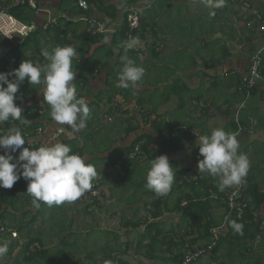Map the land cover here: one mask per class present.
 Segmentation results:
<instances>
[{"label": "crops", "instance_id": "crops-1", "mask_svg": "<svg viewBox=\"0 0 264 264\" xmlns=\"http://www.w3.org/2000/svg\"><path fill=\"white\" fill-rule=\"evenodd\" d=\"M2 1L4 4L7 3V0ZM37 1L40 3V12L35 13L31 9L28 11L31 26L36 28L35 32L39 37L26 52L27 60L32 61L34 65L44 64L47 61L41 55L42 49L51 50L56 46H72L77 50V55L73 58V66L76 70L74 84L79 77L78 67L86 62L89 63L90 60L92 74L88 77V85H81L76 88V91L77 98L83 97L89 109L90 106L92 107L90 113L94 116L91 122L96 130L93 132L94 136L87 127L79 131L71 127V131H68L66 124H57L49 115L39 127L44 129V134L38 136L39 141L46 142L57 129L63 128L65 134L62 141L71 142L76 138L79 148L84 149L85 162L95 166L97 175L92 184L100 194L93 201L97 203V206L93 213L88 214L83 211L80 212L83 216H80L84 217L85 223L92 221L89 220L90 218L97 217L103 225L105 222L111 227L118 226L116 231L102 229L112 237L105 239L101 250L128 245L124 253L119 255L126 264H176L175 257L180 252L182 256L184 248H181L182 239H194L197 235L188 236L190 220L184 217L178 207L179 200L182 201V205L187 201L182 197L181 187L178 185L181 181L192 183L196 180L195 174L199 173L197 164L193 160L197 148L196 139L184 137L185 141L180 150L165 154L176 171V181L166 196L158 197L145 187L150 163L145 162L143 158L128 179L140 183L133 190H129V194L126 195L128 197L120 198L122 188L126 187H123L124 183L119 180L120 174L116 171L118 167L116 169L110 167L113 171L110 170L106 158L114 150L121 148L120 143L124 141L123 138H127L123 142L125 145L136 138V133L139 135L140 129H151V123L156 119L175 126L176 130L187 128L201 135H210L215 128L235 133L237 130H233L234 119L236 112L241 109L240 121L243 125L245 124V130L237 136L240 145L238 151L246 154L249 159L247 173L249 186L254 184L258 187L259 193H264V163L259 161L264 154L262 149L264 145V81L258 84L254 95L247 99L244 93L238 91L240 77L247 71L249 61L264 47V33L257 28L249 27V21L241 16V3L248 2L254 9L264 14V0H226L222 8L206 7L202 0H92L87 15L83 13L75 15L80 13L75 0ZM10 4L5 8L13 7L14 0ZM210 11H214L215 15H210ZM129 14H136L144 20L138 32L129 34L128 39V42L138 39V43L129 50L127 56L137 66L144 67L148 76L143 83H138L143 89L138 92H135L137 85L132 87L134 91L131 88L123 89L116 86L118 73L124 65L122 57L125 55L121 53L119 47L122 35L119 33ZM64 15H67L70 20H63ZM50 18L56 19L58 25L45 29ZM83 19L93 23L92 27L103 29L95 36L96 42L91 46H84L86 43L82 38L92 27L88 28L86 24L74 27ZM13 45V42L0 40V56L7 54ZM92 86L100 88H92ZM44 90L43 84L30 85L26 79L16 94L17 97L22 98V102L20 99L15 102L22 110L37 103L43 109L42 115H45L49 112V105L43 99ZM158 92L160 95L157 94ZM188 93L193 94L190 99L186 96ZM98 94L101 95L99 98ZM181 98L186 100V104L182 103ZM110 100L112 102H109ZM159 100L164 104L160 105ZM174 100L179 101V106L173 111L174 114H170V110L166 111L167 105ZM191 100H196L198 105L191 106L189 103ZM123 101L130 103L128 104L130 110L125 108ZM188 106L189 108L186 109ZM113 107H117V110L110 112L109 110ZM146 109L150 112L146 113ZM108 116H114L115 119L108 122ZM145 122L147 124L143 128ZM132 123L138 128L131 134L134 135L131 136L132 138L126 137L125 128ZM13 127H15L14 123L10 128ZM37 129L26 130L24 137L29 134V138L38 139ZM151 132L154 137L153 147L160 149L157 134ZM81 133L87 136L88 141L80 137ZM0 154H3L2 149ZM105 168L107 170H104ZM184 169H190V172L180 177L179 171ZM88 200H91L90 196L84 194L74 202L58 205V211L52 218L51 225L46 228L37 223V233L31 235L43 240L47 229L49 231L51 228L54 232L58 226L59 239L71 238L76 234L72 227L73 215L77 213L76 208L83 207L84 210ZM158 200L163 203H157ZM118 202L121 206L119 209L116 206ZM134 206L136 210L141 208L136 212ZM33 208L37 212L45 210L35 206ZM6 209L9 210V208ZM112 209L115 213L111 211ZM225 215V206L215 205L211 220L219 225L223 222ZM258 215L264 216V206L261 207ZM42 219L44 216L40 217L38 222L41 223ZM135 223H139V226L137 227L138 224L135 225ZM199 225H203L202 221ZM148 226L149 236L146 237L145 231ZM152 234L156 236V239L151 242ZM120 239L125 241L122 243ZM258 240L260 238L253 245L255 253H257ZM43 242L44 248H50L44 240ZM203 243L199 241L197 244ZM38 245L40 246L39 243ZM102 251L104 256V250ZM222 254H225V250H222L219 255L221 260ZM103 256L102 263H104ZM205 258L209 256L204 257L197 264H209L210 261L206 262ZM239 260L243 261V258H237L235 264ZM86 262L98 264V261L88 256Z\"/></svg>", "mask_w": 264, "mask_h": 264}, {"label": "clouds", "instance_id": "clouds-1", "mask_svg": "<svg viewBox=\"0 0 264 264\" xmlns=\"http://www.w3.org/2000/svg\"><path fill=\"white\" fill-rule=\"evenodd\" d=\"M202 2L206 7L222 8L226 0ZM209 14L215 15V12L210 11ZM137 43L138 39H133L122 45L125 55L122 57L123 68L118 73V88L129 89L136 86L145 74L144 67L137 66L126 54ZM41 55L47 61L44 64L34 65L30 60H23L11 72L0 73V123L10 118L21 124L31 123L22 117V108L15 102L18 99L22 102V98L16 94L27 79L30 85L45 86L43 99L50 106L53 121L59 125H69L77 131L85 128L90 109L83 97L77 98L73 83L76 75L73 58L77 55V50L72 46H56L51 50L42 49ZM198 140L199 155L203 157L198 160L199 173L218 177L221 191L243 185L249 171V159L246 154L238 151L240 145L237 133L215 128L210 135H202ZM25 142L24 135L17 127L0 133V149L3 150V154H0V188L11 189L23 178L27 182L26 193L32 197V204L36 208L41 206V202L49 207L74 202L92 189V181L97 175L95 166L86 163L78 154H70L71 148L68 145L57 142L30 150L22 147ZM18 150L19 155L16 157L13 153ZM174 169L166 155L151 159L145 187L158 197L166 196L176 181ZM232 195L235 196L236 192ZM229 223L242 234L243 224L236 221ZM2 228L6 229L5 226ZM12 231L15 230L10 229L5 233L12 235ZM14 239H19V234ZM8 251L9 242L0 243V257L5 256ZM105 264L113 262L108 260Z\"/></svg>", "mask_w": 264, "mask_h": 264}, {"label": "trees", "instance_id": "trees-1", "mask_svg": "<svg viewBox=\"0 0 264 264\" xmlns=\"http://www.w3.org/2000/svg\"><path fill=\"white\" fill-rule=\"evenodd\" d=\"M12 1L13 0H7V3L4 4L3 1L0 0V10L15 17L21 22L30 25L31 18L30 12L28 11L30 10L28 5L26 3H22L14 5L13 7L11 6L9 8H5V6H10V3H12ZM75 1L77 2V0ZM78 9L80 10L78 11L80 13H75V15H80L81 13L87 15L86 13L89 12V10L83 11L80 8ZM260 15L262 18L264 17V14L262 13H260ZM143 21L144 20L142 19V17H140L139 29L143 26ZM84 24H86L88 28L92 27V23L85 21L84 19L83 21H80V23H76L74 27H79V25L84 26ZM254 28H257V26H254ZM139 29H131L126 17L125 23L122 29H120L121 32L119 33L122 34L120 37L121 43L119 44L121 53H125L122 45L125 42H128L129 34H136L138 32L137 30ZM95 36L96 35L91 34L90 30L86 31L84 38H82L83 41L86 43V45L84 46H91V44L95 43ZM38 37L39 36L37 32H32L30 33V35L24 37V42L22 44L13 43V48L4 56H0V66L3 69L7 70L12 59L15 58V69L18 68L19 64L23 60H27L26 52L29 50L31 44L38 39ZM19 38L20 37H16V39ZM0 40L6 39L0 34ZM128 53L129 50L126 54ZM89 63L86 62L83 66L78 67L79 77L75 81L76 88L81 85H88V77L92 74V69L90 70ZM262 71L264 72V68ZM240 79L241 82L239 84L238 91L242 92V76L240 77ZM256 91L257 88L252 91L251 95H254ZM100 96V94L97 95L98 98ZM181 101L182 103L186 104V100L184 98H181ZM109 102L112 101L110 100ZM91 108L92 107L90 106V109ZM114 109L117 110V107H113L109 111L112 112L114 111ZM205 110L207 111V109ZM48 111L49 112L47 114L45 113V115H41L40 112H43V109L36 103L29 106L28 108L23 109L21 113L23 118H26L31 122L30 124H21L20 121L12 120L10 118L8 121L0 123V125H5L8 130L12 126V123H14L15 127L19 128L22 134L24 135L26 130H36L37 128L42 126L44 120L50 115V106L48 107ZM93 116L94 115H91L90 113L89 117L91 118H88L89 120L88 122H86V127L90 132H92V134L93 132H96L95 127L91 122ZM147 118H149V115H147ZM145 123L147 124V122ZM241 125L245 127V124L243 125L242 122ZM65 127L68 128V131H71V126L66 125ZM161 127H163V129H161ZM234 127L235 128L233 130L236 131L237 125L235 124V122ZM137 128L138 127L136 125H133V123L129 124L125 128V135L131 136V134L135 132ZM151 131L157 134V139H159L160 141V149H156L155 147H153L154 137ZM96 134L97 133H95V135ZM80 137H84L86 138V141H88L87 136L85 137L82 133L80 134ZM184 137H187V139L192 137L190 135L189 129L180 128L176 130L175 126H170L168 124H165L164 121L156 119L152 121L151 129L144 130L135 139H132L125 146V148L114 150L112 154H110L109 157L106 158V162L109 164L110 167L114 169L118 167L120 174L119 180L124 183L125 181L130 179V174L138 167V163L141 159L144 158L145 162L150 163L151 159H155L160 155H165L167 153L172 152L174 153L177 150H180L183 147V143L185 141ZM75 140L76 138L71 142L62 141L61 143L66 144L71 148L70 154H78L83 158L84 149L83 147L79 148ZM133 154H135V156L131 159L130 156ZM13 155L18 157L19 150L17 151V153H13ZM200 159H203V157H201L199 155V151L196 150L193 155V160L196 164H198V160ZM179 172V176L181 177L184 174H188L190 172V169H184L183 171L181 170ZM195 175L196 180H194L192 183H184L183 181H181L178 185V187H181L180 191L182 193V197L187 200L186 205H182V201L179 200L178 207L183 212L184 217L190 220L191 226L190 230L188 229L190 232L188 236L190 234H197L195 235L196 237H194V239H182L181 248H183L186 244L196 245L199 241L204 243H210L212 239L211 231L218 226L211 220L213 207L215 205L223 207L225 206L226 214L228 210L226 204L227 189L223 191L219 190V178L210 176L207 173H196ZM246 178L248 180L247 176ZM92 188H94V186ZM257 189L258 187L253 184L252 186L250 185L248 187V190L244 192V198L247 199V203L243 211L242 219H237V211H235L233 214H231V216H229L228 220L226 221L227 232L225 233V235H222L220 237L216 246L211 252L208 253L210 261L209 264H235L236 259L239 257L243 259H249L255 253L253 245L256 240L260 237L264 240V227H262V224L264 222V216L258 215L259 211L261 210V207L264 206V193H259ZM26 190L27 182L23 178L17 181V183H15L11 189L2 188V190H0V229L4 226L7 230L13 228L6 225L7 222H10L15 224V227L18 232H26L24 242L20 245V251L15 256L13 264H21L20 262L22 261L27 264H66V261H69L66 256V249L72 246V244L70 243V237H65L64 239H62V247L56 249L55 251H52V249L50 248H44V242L42 239H37L36 237L31 235L30 231L37 221V217L35 215L32 216V218L27 223H25L23 218L29 215V211L27 210L23 212L21 218L17 219L16 214L19 211H24L26 203L32 202V197L26 193ZM86 194L89 195L87 192ZM157 203L161 204L163 202L158 200ZM46 206L47 204L41 202V206L38 209L43 210ZM96 206L97 203H90V201L88 200V204L84 207V212L91 214L94 212ZM6 208H9V210L7 211ZM38 213L42 212L38 211ZM200 221H202L203 223L202 226L199 225ZM230 221H236L237 223L243 224L242 234L237 232L230 225ZM128 223L132 224V222L129 221ZM135 225H137L138 227L139 223H135ZM145 236H149V226L145 231ZM6 238H10L9 232L5 233L4 235L0 234V243L7 241L8 239ZM155 239L156 236L153 235V239H151V242ZM38 243L40 244V249H35L34 246ZM15 246H17V243H15L14 246L9 244V251L5 255V257H7V262L11 261L12 252ZM127 248L128 245H122L119 246V248L114 247L111 250H107L106 248L102 249L104 250V264L105 261L108 260H111L114 264L115 257L119 256L121 253H124V250H126ZM222 250H225V254H222L221 260L219 255H221ZM235 252L238 253L236 254ZM88 257L91 258L92 256L89 255ZM181 257L182 256L180 252L178 256L175 257L176 264H181ZM259 257V260H255L256 264H263V260L261 259H264V257L262 255H259ZM118 261V264H126L125 261H122L120 259Z\"/></svg>", "mask_w": 264, "mask_h": 264}, {"label": "built area", "instance_id": "built-area-1", "mask_svg": "<svg viewBox=\"0 0 264 264\" xmlns=\"http://www.w3.org/2000/svg\"><path fill=\"white\" fill-rule=\"evenodd\" d=\"M92 0H77V6L83 10L88 11L90 9V3ZM26 3L28 7L34 11L35 13L40 12V3L37 0H14V4H22ZM241 6V16L243 17L244 13L247 14L244 16L246 19L249 20V27L253 28L257 26V29L264 33V17L262 18L259 11L255 10L248 2H242ZM63 20L69 21L70 18L67 15H64ZM128 23L131 29H138L140 26V17L136 14H129L127 17ZM93 24V23H92ZM58 21L56 19H48V24L44 27L45 29L49 27H57ZM103 31V29H99L98 27H92L90 29L91 34L97 35L99 32ZM28 27L25 23L21 22L20 20L16 19L13 16L5 13L4 11H0V34L9 42L22 44L24 42V37L27 36ZM16 37H20L16 39ZM264 47L258 53H256L251 60L249 61V66L247 71L242 74V92L244 93L246 99L251 96L252 91L257 88L258 84L264 81ZM16 59H12L9 67L7 70L3 69L0 66V73H9L15 69ZM11 79V78H10ZM6 87V85H5ZM241 90V89H240ZM240 110L236 112L234 122L237 125V136L244 132L245 128L241 125L240 121ZM42 115L43 112H40ZM111 121V119H109ZM7 131L5 125H0V133ZM37 137L44 134V129L39 128L36 131ZM65 134V130L63 128H59L56 132L48 138L46 142L41 143L38 139H34L32 137L29 138V134L26 135L25 139L26 142L22 147H28L30 150L31 148L37 149L40 146H47V144H54V143H61L62 137ZM190 135L194 137L197 141V150L199 151V140L198 137L202 136L201 134L190 130ZM135 154L131 155L130 158H134ZM249 183L247 178H245V182L243 185L236 187L233 186L231 188H227L226 193V204L228 207L227 214L225 215L224 221L219 224L216 228H214L212 233V239L210 243H203V244H196L190 245L186 244L183 248V254L181 258V264H197L201 259L206 257L209 252L213 250V248L218 243L220 237L225 235L227 232V225L226 221L228 220L229 216L237 211V219L241 220L244 208L246 207L247 199L244 198V192L248 190ZM233 192H236V195L233 196ZM91 198L90 203H93L94 199L97 198L100 194L96 189H91L87 192ZM86 194V193H85ZM187 203H184L186 205ZM7 230L4 228L0 229V233H5ZM12 236L14 238H18V234L15 231H12ZM35 249H39L40 246L35 244ZM120 257H115L114 264H118Z\"/></svg>", "mask_w": 264, "mask_h": 264}, {"label": "rangeland", "instance_id": "rangeland-1", "mask_svg": "<svg viewBox=\"0 0 264 264\" xmlns=\"http://www.w3.org/2000/svg\"><path fill=\"white\" fill-rule=\"evenodd\" d=\"M241 8H242V10H244L243 9V6H241ZM255 10H257V9H255ZM246 14H247V12L244 13L243 17ZM31 25L32 24H30V25L29 24H26V26L28 27L27 35H30V33L35 32V30H36V28L34 26H31ZM74 67L75 66H73V69H74ZM143 77L144 78H142V80L139 83H143L144 80L148 79V76L146 74V71H145V74H144ZM140 86L141 85L137 84L136 89H135V92L136 91L138 92V91L143 90ZM93 87L96 88L97 86H92V88ZM97 88H100V87L98 86ZM131 89H132V91H134L132 87H131ZM96 90L97 89H95V91ZM157 94L160 95V92H158ZM146 95L147 94H145V96ZM158 95H157V97H158ZM186 96H187L188 99H190L193 96V94L192 93H188ZM193 102H195V103H193ZM196 102H197L196 100L189 101V103H191L190 104L191 106L198 105V103H196ZM158 103L160 105L164 104L161 100H159ZM189 103H188V105H189ZM199 103L203 104V102H199ZM122 104H125V108H128V104H130V103L127 104L126 102L123 101ZM178 106H179V101H177V100L170 101V103L167 105L166 111H169L170 110L169 113L170 114H172V113L174 114L175 112H173V111H175V108H177ZM199 106H201V105H199ZM153 107L154 106H152V108ZM188 108H189V106L186 109H188ZM128 109L130 110V107ZM149 109H146V113L147 112H150ZM139 114H142V113L139 112ZM114 116H108L107 117V121L108 122H112L115 119ZM104 118L106 119V117H104ZM127 118H129V117H127ZM127 118H124V119H127ZM109 119H111V121ZM142 120H143V118H142ZM142 120H141V122H142ZM144 126H146V123H143V128H144ZM140 128H141V126H140ZM140 130H141V132L139 134H141L144 131L142 129H140ZM83 133H84V131H83ZM135 135L138 136V133H136ZM131 136H134V135H131ZM131 136H129V137H131ZM123 140L125 141V140H127V138H123ZM130 141H128L126 144H128ZM123 142L120 143L121 148H125V146H126V144L124 145ZM262 149H264V145H262ZM253 161H256V159H253ZM259 161L262 162V163H264V154L259 159ZM109 169L112 170L110 168V166H109ZM104 170H107V168H105ZM116 171L119 172V169L117 168ZM139 183H140L139 181H133L132 179L131 180H127L126 182H124L123 187H126V188L125 189L122 188V191L120 192L119 197L120 198H126V197H128L126 195L129 194V190L130 189L133 190V188L135 186H137ZM128 202L130 203V201H128ZM131 203H133V201ZM33 206L34 205L32 204V202L31 203H26L25 204V207H24V211H19L16 214V217H17V219L21 218L22 215H23V212H25V211L28 210L29 211V215L28 216H25L23 218L24 219V222L27 223L32 218V216L35 215L37 217V221L33 225V227H32V229H31L30 232H31V234L36 235V233H37L36 232L37 223H38V225L40 224V225H43L44 227L47 228L49 225H51V220L54 217L55 213L58 211V208H57V205H53L51 207H49L47 205V207L45 208V210L42 211V213L39 214L37 212V210L35 208H33ZM116 206L118 207V209L121 208L119 202L116 204ZM133 208H135V206ZM140 208L141 207L137 208V210L135 208L136 212ZM83 211H84L83 210V207H80L79 209L76 208V212L77 213H74L73 218H72L73 221H74L72 227H73L74 233H76V234H74L73 236H71L72 239H70V243L72 244V246H70V247H68L66 249V253H67L66 256L69 259V261H66V264H87L88 261L86 262V258L89 255H91L94 260L98 261V264H104V263L101 262V259H102V256H103V251L101 250V246L105 242V239L111 238L112 235L107 234V232H104L102 229H109V230H115L116 231L117 228H118V226L111 227V226H108L107 223H105V222H104V225H103V224H101V220H98L97 217H92V218L89 219V220H92V221H89L88 223H85L84 217H82L83 215H82V213H80V212H83ZM111 211L114 212V209H112ZM44 214H46V215H44ZM105 214H106V212H105ZM80 215H82V216H80ZM136 215H137V213H136ZM43 216H44V219H42V222L41 223L38 222L39 219H40V217H43ZM6 225L7 226H10V227H13L11 229H14L15 231H17L14 223L8 222ZM95 227H98V228L95 229ZM58 228L59 227L57 226L56 229L54 230L55 234H54V232H53V230L51 228H50L49 231L47 229L46 230V233H45V239H43L45 241V243L47 245H49V247H50V249H52V251H55L56 249H59V248L62 247V245H61L62 239H59L58 238V236L60 235V233L57 232L58 231ZM18 234H19V239H14L12 237L11 233H10V238H6V239H8L7 241L9 242V244H11L12 246H14L15 243H17V246H15V248H14V250L12 252L11 261L10 262H7V257L3 256V257H0V264H13L14 263L15 256L20 251V245H21V243L24 242L26 232H24V233L23 232L22 233L18 232ZM120 241L123 243L125 241V239H120ZM257 243H258L256 245V249H257L256 252L257 253H254L255 255L254 256H251L249 259H243V261L242 260H239V262H237V264H255V260L256 259L259 260V258H260V257H257L258 255H261L262 254V256L264 257V240L260 237V240H258ZM207 256H209V255H207ZM208 259L209 258L206 259V262L209 261ZM120 260H122V258H120ZM261 260H263L262 263L264 264V259H261ZM20 263L21 264H27V263H24L23 261L20 262Z\"/></svg>", "mask_w": 264, "mask_h": 264}]
</instances>
